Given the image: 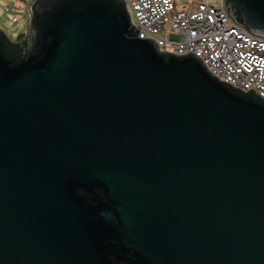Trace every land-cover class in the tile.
Wrapping results in <instances>:
<instances>
[{
	"label": "water",
	"instance_id": "water-1",
	"mask_svg": "<svg viewBox=\"0 0 264 264\" xmlns=\"http://www.w3.org/2000/svg\"><path fill=\"white\" fill-rule=\"evenodd\" d=\"M225 5L264 38V0ZM30 6L0 38V264H264V101L122 0Z\"/></svg>",
	"mask_w": 264,
	"mask_h": 264
},
{
	"label": "built area",
	"instance_id": "built-area-1",
	"mask_svg": "<svg viewBox=\"0 0 264 264\" xmlns=\"http://www.w3.org/2000/svg\"><path fill=\"white\" fill-rule=\"evenodd\" d=\"M122 2L130 25L139 31L137 39L152 40L159 54H193L217 81L243 94L253 90L264 101V38L235 23L225 0H192L190 8L185 5L181 10L174 0Z\"/></svg>",
	"mask_w": 264,
	"mask_h": 264
},
{
	"label": "rangeland",
	"instance_id": "rangeland-1",
	"mask_svg": "<svg viewBox=\"0 0 264 264\" xmlns=\"http://www.w3.org/2000/svg\"><path fill=\"white\" fill-rule=\"evenodd\" d=\"M34 1L35 0H0V32H2L9 41L14 43L19 35L27 32L30 20L29 6ZM174 2L179 10L185 5H188V8L192 5V0H174ZM6 8H9L11 11L6 13ZM12 9L17 10L12 11ZM13 17H16L14 23L11 21ZM132 21H134L133 17Z\"/></svg>",
	"mask_w": 264,
	"mask_h": 264
},
{
	"label": "trees",
	"instance_id": "trees-1",
	"mask_svg": "<svg viewBox=\"0 0 264 264\" xmlns=\"http://www.w3.org/2000/svg\"><path fill=\"white\" fill-rule=\"evenodd\" d=\"M0 38L2 40V49L9 55V56H13V55H18L20 53V49H21V46L20 45H17V44H14L13 42L9 41L6 36L0 32ZM228 89L233 92L235 95H239V96H242V97H246L247 94H242V93H239L231 88L228 87ZM251 98L252 100H255L256 102L259 101V99L254 95V94H251Z\"/></svg>",
	"mask_w": 264,
	"mask_h": 264
}]
</instances>
